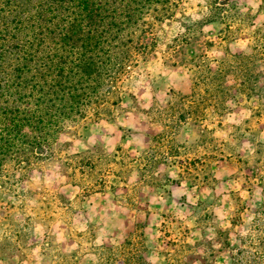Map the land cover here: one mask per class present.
I'll list each match as a JSON object with an SVG mask.
<instances>
[{
    "label": "rangeland",
    "instance_id": "obj_1",
    "mask_svg": "<svg viewBox=\"0 0 264 264\" xmlns=\"http://www.w3.org/2000/svg\"><path fill=\"white\" fill-rule=\"evenodd\" d=\"M37 1L0 0V42L19 38ZM159 11L98 104L58 136L64 149L3 165L0 264H264V0ZM73 18L64 7L56 20ZM220 60L224 86L239 70L248 83L215 105L206 76Z\"/></svg>",
    "mask_w": 264,
    "mask_h": 264
},
{
    "label": "trees",
    "instance_id": "obj_2",
    "mask_svg": "<svg viewBox=\"0 0 264 264\" xmlns=\"http://www.w3.org/2000/svg\"><path fill=\"white\" fill-rule=\"evenodd\" d=\"M170 1L38 0L29 17L15 23L19 38L0 42V71L8 57L13 60L9 71L0 74V173L4 164H27L46 147H66L57 143L58 136L98 104L122 71L144 16L165 11ZM64 7L75 9L78 17L65 26L56 20ZM48 41H53L49 48ZM231 57L245 59L243 54ZM223 63L213 71L207 68L206 84L220 96L209 90L205 94L215 105L233 86L242 91L248 83L239 70L240 82L232 78L233 84L224 86L231 70Z\"/></svg>",
    "mask_w": 264,
    "mask_h": 264
}]
</instances>
